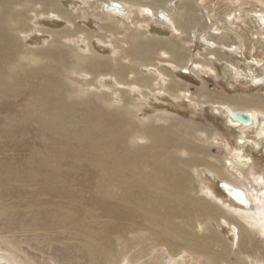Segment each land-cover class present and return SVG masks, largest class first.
Returning a JSON list of instances; mask_svg holds the SVG:
<instances>
[{
  "label": "rangeland",
  "instance_id": "1",
  "mask_svg": "<svg viewBox=\"0 0 264 264\" xmlns=\"http://www.w3.org/2000/svg\"><path fill=\"white\" fill-rule=\"evenodd\" d=\"M50 1L0 0V85L10 86L0 88V264H214L206 256H189L181 243L170 244L175 235L168 237L163 218L195 241L209 238L208 227L227 241L233 256L264 263V240L234 212L250 215L225 194L223 179L195 170L198 161L189 150L176 144L166 149L159 137L200 125L205 131H193L186 141L210 147L208 162L260 197L264 142L255 148L253 131L241 133L218 111L223 108L194 101L203 102L198 96L205 87L214 99L264 100V4L204 0L186 8L178 0L170 2L166 9L178 16L183 32L157 12L134 9L130 16H115L105 3L56 0L70 14L67 21L48 15L54 9ZM149 39L189 56L180 66L164 52L148 65L129 61L132 45ZM55 51L58 62L50 55ZM95 53L107 63L97 78L83 70ZM45 68L50 80L38 74ZM120 70L127 74L123 82L117 78ZM21 77L27 79L16 84ZM179 85L182 93L171 91ZM43 86L47 95L59 94L64 102L50 129L43 120L45 100L37 104ZM154 129L156 142L145 136ZM170 156L176 161L172 167ZM160 167L167 172L165 182L181 189L178 204L170 186L155 175ZM182 175L187 184L177 189ZM180 202L181 213L176 210ZM220 210L251 231L252 245L219 217ZM173 247L184 255L171 259L158 251ZM212 252L221 253L222 247L214 243Z\"/></svg>",
  "mask_w": 264,
  "mask_h": 264
},
{
  "label": "bare ground",
  "instance_id": "2",
  "mask_svg": "<svg viewBox=\"0 0 264 264\" xmlns=\"http://www.w3.org/2000/svg\"><path fill=\"white\" fill-rule=\"evenodd\" d=\"M90 1H97V2L103 3V4L105 3L104 5L103 4L102 5L104 7H107L106 9L109 12H111L112 14H114L115 16L116 15L117 16H121V15H126V14L130 16L131 15V12H133L134 9H136L137 11H138V9L144 10L149 15H153L154 12H157V14H160L162 16L161 17L162 19H164V20H166L168 22L173 23L176 26V29L178 31L186 32V28L181 24V22L178 21V16L176 17L175 15H171L167 11V9H166L168 3L173 2V1H176V0H148L146 2L143 1V0H90ZM178 1L181 2L182 6H186L187 5L189 7H190V5H192V6L196 5V7H197V4L199 2H203V4H204V0H178ZM258 1L261 2L262 4H264L262 2V0H258ZM50 2L52 3V6H53L54 9L51 10V12L48 15L53 14L55 17L64 18L67 21L68 20L71 21L70 14L69 13H64L61 10V8L59 6V3L56 0H51ZM182 6H180V7H182ZM187 6H186V8H187ZM191 8H189V9H191ZM41 14H45V13H41ZM63 14H64V16H63ZM164 14H167L168 16L166 17ZM135 19H137V21L139 19V15H138L137 12H136V15H135ZM190 19H192V18H190ZM261 19H262V22L264 23V18L262 17V15H261ZM78 32H81V30H79ZM78 32H76V34ZM58 38L60 40L62 38V36L61 37L59 36ZM226 39H228V38H225V40ZM2 41H3V46L4 47H9V45L4 41V38L3 37H2ZM56 46H58V43L56 44ZM8 52L11 55V53H12L11 50L7 51L6 53H8ZM161 52H164V54H170L171 55L170 57L172 58L173 63L176 64V65H179V66H180L181 63L185 62L187 60L188 56H189L188 55V52H185L183 50H176V51H174L173 49L169 50L168 44L166 42L163 43V42H160V41H155V39H149L148 41L136 42L135 44H133L132 45V48L126 53V57H128L129 61H131L132 63H135L136 64V62H140V63H143V64L145 63V65H148L147 63L154 61V57L157 54L161 53ZM0 53L2 54L4 52H0ZM50 55L53 58H55V61L58 62V60H56V59L60 56L59 53H57L55 51V52H52ZM100 59H101V57L100 56L99 57L96 56V53H95V54H93V56H92L91 59L89 58L87 60L86 66L83 67V70L85 71V75H93L94 77L97 78L101 73H103L102 72L103 70H101V68H104L107 63L106 64L105 63L102 64V62L100 61ZM226 66H228V65H226ZM75 67H76V69L78 68V66H76V65H75ZM12 68H14V67H12ZM7 69H10V68H7ZM205 69H207V68H205ZM209 69H210V71H213L212 68H209ZM116 70H117V68H116ZM47 72H48L47 68L41 69V70L38 69V74L39 75H42L45 79H49L50 80V77L46 74ZM119 72H120V75L117 74L118 75L117 78L121 82H123L124 81V78H126L127 74H125L126 72H124V70L123 71L120 70ZM109 73H111V72H109ZM112 76H113V74H112ZM256 76L258 77V74H256ZM9 77H10V75H9ZM25 77H21L18 81H16V84H20V82H19L20 80H21V83H22V80ZM152 77H156V76H154V75L151 74V76H149V78L152 79ZM146 78H147L146 76H145V78H143L144 81H145V83H147V81H148ZM11 79H13V78H11ZM26 79L27 78H25V80ZM126 79H128V78H126ZM74 80L77 83L81 84V86H84V84L86 83L84 80H80V79H74ZM156 80H157V82L159 81V79H157V77H156ZM260 81L264 82V78L261 79ZM167 83L168 82H166V84ZM170 83H172V82L170 81ZM61 85H63V84H61ZM87 85L89 86L91 84H87ZM127 85H128V83L126 84V86ZM129 85H134V84H129ZM7 86L2 87L0 85V88L3 89V91H5L7 89ZM8 87H10V86H8ZM128 87H130V86H128ZM174 87H176V86H174ZM56 88H57V86H56ZM183 89H184L183 85L182 86L179 85L177 88H174L171 91L182 93V90ZM14 90L15 89H13L12 91L14 92ZM47 94H48V91H47V89H45V86H43L42 89H41V97L38 98L37 104L40 103V102H42L43 100H45V115L43 117L44 118L43 120L47 124H50L48 126L49 129H50V127L53 126L51 124L55 123L56 122V118H58V116H60L62 114V112L64 111V108L62 106L64 102L60 98L61 95H59V94H58V97L57 98L55 96H53V95L50 96V92H49V95H47ZM173 94H175V93H173ZM201 97L204 98L203 102L194 101L192 99L190 101L191 102L194 101L195 102V106L196 105L201 106V104H208L209 103V104H212V105H214L216 107L223 108L224 110H218V111L221 114H224L225 115V117H226L227 121L230 123V125H232L236 129H238V131H240L241 133L253 131L254 132V136H255L254 138L255 139L252 140L251 143L255 146V148H257V149L260 148L261 149L262 144L264 142V110H262V107L264 108V100L263 99L259 100V99L253 98V97H249L247 100H243V99H237V100H235V99H228L227 100V99H222V98H221L222 100H220V99H214V97L212 95H211V97L208 96V92H207V88L206 87L203 88V90L201 92H199L198 98H201ZM57 102H60V103L57 104ZM70 108H72V107H69V109ZM244 116H247L249 118L248 123H245V119L243 118ZM112 121L115 122V123H118V120L117 119H113ZM182 123L186 125L188 122L187 121H184ZM171 127H174V126L172 125ZM155 129H158V128H155ZM155 129L153 131L146 132L145 133V136L148 137L149 139H154L155 138V132L158 133V131L157 130L155 131ZM193 131H205V129L202 128V127H200V125H196V124H193L192 126H185L184 129L181 132L178 131L177 134L171 133V135H166V133H165V134L160 135L159 137H161V140H162L161 144L162 143L166 144L165 146L163 145V147H166V149L168 148V146L170 144H171L172 147L176 144V146H177L176 148H178V149L179 148H185V149L189 150V154L192 156V158L195 156V158H193L192 160L198 161L195 164H193V167H194L195 170L203 169L204 171L210 173L211 176H216L217 175L218 177L222 178L223 181H224L222 187H223V190L225 191V194L228 197H230L234 202H236V204L240 206L239 208L243 207L241 209H245V210L247 209L249 211V214L250 215L248 216V214L246 213L247 216L245 218L243 216L244 214L241 215L239 213V211H237L236 209L235 210L233 209L234 212L235 213H238L240 219L243 220L244 223L246 222L250 226L249 228H252L253 230L257 231L260 234L261 238H263L262 240H264V187H263V189L260 192L261 194H259L260 197L258 195H257V197H255L254 196V192L253 191L250 192L247 189L246 186L237 184L234 181H232L229 177L225 176V174L221 171L220 168L216 167L215 164H212V163L208 162V157L212 156L211 155V152H210V149H209L210 147H206V148L194 147L191 143H189V142L186 141V137H190L191 134L193 133ZM206 133H207V135H210V134H208V131ZM248 134H246V136ZM158 135H156V137ZM182 136L185 137V139L184 138H182V139L179 138V137H182ZM207 138L209 139V136H207ZM211 138H212V136L210 137V139ZM252 139H253V137H252ZM155 140H157V139H154V141ZM188 140H189V138H188ZM159 144H160V142H159ZM159 149H160V147H159ZM156 150H158V149H156ZM160 153H161V149H160ZM245 159H247V158H245ZM167 160H169L168 163H170L169 166H171V167L176 162L172 158V156H170V158H167ZM238 163L241 164V165L244 164L243 161H241L240 159L238 160ZM156 167H157V165H156ZM161 167L157 171V173H155V175L157 174L159 177H161L160 178L161 179V184L163 185V183L166 181L167 172H166V170H165L164 167L163 168H161ZM168 169H170V168H168ZM170 176H172V175H170ZM177 178H179V177H177ZM175 179H176V177H175ZM185 181H186L185 179L183 181V175H182V178H181V181H180L181 183H178L179 182V180H178V182H177L178 184L177 185L174 184V187L178 186L179 189H180V187L182 189H185V184H187V183H185ZM261 181H264V180L261 179ZM141 182L144 183L143 180ZM149 182L150 183H153V181H149ZM257 182H259V181L257 180ZM173 183H174V181H173ZM166 184L168 186H170L168 183H166ZM171 185H173V184H171ZM127 186H128V188H130L129 186H133V185L132 184H129ZM170 188H171V191L173 190L174 192L175 191L178 192V193L176 192L178 194V195H176L175 193H173V192H171L170 190L167 189L168 191H170L171 194H173L172 197H174V199H175L174 202H176L178 204V202L183 197V196L182 197L180 196V190L181 189L180 190H176V189L172 188L171 186H170ZM164 193L166 194V193H169V192H164ZM135 195L138 196L137 194H135ZM254 204H255V206H254ZM182 209L183 208H182L181 202H180L179 207L176 210H178L179 213H181ZM220 212L222 213V215L219 216V217L220 218L228 219L231 222V225L232 226H235L234 227L235 230H239L238 234L239 235H242L243 238H246L247 241H249L250 244L252 245V242L253 241H252V237H251V231H248V229L240 226L241 224L237 220H235L234 218L233 219L226 218L225 217V213L223 211L220 210ZM151 213H152V211H151ZM243 213H244V211H243ZM185 215H186V213H185ZM148 216L150 217V215H148ZM209 217H208V219H209ZM160 221H161L162 224H165L164 230L166 231L168 237H171L172 236V238H173L174 235H175L174 238L176 239V242H173L172 241L170 244L174 243L175 245H177V244L181 243L184 246L185 252L187 254H189V256L191 255L194 259H198L200 256H206L207 258L211 259V261H213L214 264H229L233 260L232 258H235V261L233 263H231V264H264L260 260H251L250 257H248V256L247 257L246 256L243 257L242 254H235V256H233V252H232L229 244L227 243V241H224V239L221 236H219L218 234L214 233L213 230L210 229V228H208V227H206V229L209 230V231H211V234L209 235V238L205 237L206 241H197V240L195 241V237L193 238V235H191L186 230H183L181 232L180 229H179V227H177L176 225H174L169 219L163 218ZM200 230H202V228H200ZM179 235H180V238H179ZM167 240L168 239L166 238L165 243L167 245H170L167 242ZM191 241H193V243H190ZM245 242L246 241L244 240V243ZM214 243H217L219 246L222 247V252L221 253H218V252L214 253L215 252L214 251L211 254H209V251L212 249V246L214 245ZM201 244H205V246H202ZM162 246H165V244H162ZM158 251H161L164 254H168V256L171 259H173L177 255H179L180 252H181L180 249L175 248V247L171 248V250H169V251L168 250H165L164 248H162L161 250H158ZM181 254L184 255V253H182V252H181ZM184 264H191V262L190 263L185 262Z\"/></svg>",
  "mask_w": 264,
  "mask_h": 264
},
{
  "label": "water",
  "instance_id": "3",
  "mask_svg": "<svg viewBox=\"0 0 264 264\" xmlns=\"http://www.w3.org/2000/svg\"><path fill=\"white\" fill-rule=\"evenodd\" d=\"M244 119H245V123H248V121H249V118L247 117V116H244L243 117ZM206 172V171H205ZM207 174H209L208 172H206ZM210 175V174H209Z\"/></svg>",
  "mask_w": 264,
  "mask_h": 264
}]
</instances>
